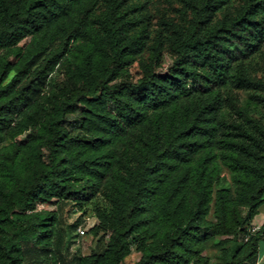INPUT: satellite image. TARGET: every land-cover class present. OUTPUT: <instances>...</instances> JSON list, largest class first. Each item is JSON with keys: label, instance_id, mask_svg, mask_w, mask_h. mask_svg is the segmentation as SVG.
<instances>
[{"label": "trees", "instance_id": "trees-1", "mask_svg": "<svg viewBox=\"0 0 264 264\" xmlns=\"http://www.w3.org/2000/svg\"><path fill=\"white\" fill-rule=\"evenodd\" d=\"M171 1L0 0V264H211L210 243L215 264H258L264 124L224 110L241 89L260 115L245 61L264 0L220 16L234 0H176L154 34L150 9ZM93 201L88 232L107 241L70 255L60 211Z\"/></svg>", "mask_w": 264, "mask_h": 264}, {"label": "rangeland", "instance_id": "rangeland-1", "mask_svg": "<svg viewBox=\"0 0 264 264\" xmlns=\"http://www.w3.org/2000/svg\"><path fill=\"white\" fill-rule=\"evenodd\" d=\"M242 3V0H234L231 5L224 9L220 14H226V13H232L233 10L240 7ZM179 4L176 2V0H172L169 3L166 2H160L159 4L152 7L151 15V26L150 28L154 32V34L161 30L160 23L162 21H174L177 22L180 20L179 15ZM218 16V17H219ZM169 60H165V67L159 72V75H163L166 71V66L168 65ZM246 66L249 70V74L252 78H254L257 81H263L264 82V44L261 48V52L259 55H254L248 60L245 61ZM132 72L135 76L138 75V70L136 67L132 69ZM55 81L58 80V78L54 79ZM233 97L234 101L230 104V107L225 108L224 113L228 117L231 115V117L237 116L236 113H244L245 115L260 120L262 124H264V104L256 103L258 112H260V115H258L255 112V109L252 105H250V99L248 95V91L241 90V89H233ZM150 132V128L148 126H143L140 129H137L134 131L133 136L135 138H142V139H148V134ZM224 174L228 177V173L224 171ZM99 205L104 206V201L99 198ZM94 204L88 205L85 207L84 215L82 213H78L76 209L72 211L71 206H67L63 208L61 212V222L58 225V232L60 230V233L64 236V250H68L70 255L75 256H88L90 253L94 250L96 243L98 239L100 238L103 243H106L107 238L104 237L102 234H99L97 237H95L92 233H89V229L96 224V221L93 217L92 210L96 207L94 206L96 204L95 201H93ZM48 210H55L57 208L56 204H49L46 206ZM81 216L82 218V224L77 227L75 231H71L69 229L70 226L74 224L76 219ZM264 219V206H262L259 209L258 215L253 220L250 231L252 229L258 231L259 228L262 225V220ZM78 229L84 230V234L80 235L78 232ZM206 254L211 260V264H215L219 261V257L221 255V249L219 247H216L213 244H209L207 247ZM136 260V256L133 253L129 259L126 260V264H133ZM258 264H264V242L259 243V260Z\"/></svg>", "mask_w": 264, "mask_h": 264}, {"label": "built area", "instance_id": "built-area-1", "mask_svg": "<svg viewBox=\"0 0 264 264\" xmlns=\"http://www.w3.org/2000/svg\"><path fill=\"white\" fill-rule=\"evenodd\" d=\"M78 232L80 235H83L85 233L84 230H81V229H78ZM255 232H256V230L252 229L250 231V234H254ZM247 239H248V236L245 237L244 241H247Z\"/></svg>", "mask_w": 264, "mask_h": 264}, {"label": "crops", "instance_id": "crops-1", "mask_svg": "<svg viewBox=\"0 0 264 264\" xmlns=\"http://www.w3.org/2000/svg\"><path fill=\"white\" fill-rule=\"evenodd\" d=\"M262 222H264V219L262 220Z\"/></svg>", "mask_w": 264, "mask_h": 264}]
</instances>
